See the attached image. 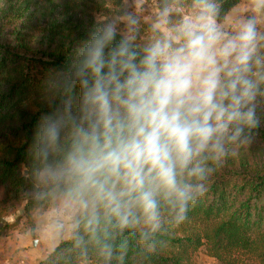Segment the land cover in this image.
Here are the masks:
<instances>
[{
    "label": "clouds",
    "instance_id": "1",
    "mask_svg": "<svg viewBox=\"0 0 264 264\" xmlns=\"http://www.w3.org/2000/svg\"><path fill=\"white\" fill-rule=\"evenodd\" d=\"M177 2L165 0L142 44L127 11L97 23L44 81L51 111L30 148L34 196L71 214L77 246L82 228L107 258L115 234L138 230L154 247L181 226L217 167L261 126L264 33L255 17L226 30L218 0H190L173 24ZM252 6L264 10V0Z\"/></svg>",
    "mask_w": 264,
    "mask_h": 264
},
{
    "label": "trees",
    "instance_id": "2",
    "mask_svg": "<svg viewBox=\"0 0 264 264\" xmlns=\"http://www.w3.org/2000/svg\"><path fill=\"white\" fill-rule=\"evenodd\" d=\"M144 1H154L158 11L165 3ZM240 1L218 0V22ZM189 5L190 0H178L173 24ZM120 12L122 0H0V236L14 229L21 216L33 233L37 212L55 203L51 197L34 196L30 152L41 116L51 111L43 95L47 75L65 67L97 23ZM137 19V43L142 44L152 36L151 23ZM258 30L264 33V24ZM260 50L264 52V47ZM75 94L79 95L78 86ZM258 114L261 126L253 142L217 167L204 196L190 207L188 219L166 229L154 247L142 243L139 231L130 229L115 234L114 251L107 258L97 244L88 242L82 228L79 234L85 243L77 246L71 227L69 236L36 264H198V251L220 264H264V105ZM20 210L14 221L6 220Z\"/></svg>",
    "mask_w": 264,
    "mask_h": 264
},
{
    "label": "rangeland",
    "instance_id": "3",
    "mask_svg": "<svg viewBox=\"0 0 264 264\" xmlns=\"http://www.w3.org/2000/svg\"><path fill=\"white\" fill-rule=\"evenodd\" d=\"M122 6L123 12L127 11L143 19L145 22L151 24L154 22L158 12L154 1L146 2L144 0H122ZM233 8L235 9L228 17V21L226 23L223 22V26L226 30H231L234 26L235 20L238 18L255 17V19L257 20L258 29L261 28V26L264 24V10L255 11L252 6V0H241ZM187 12L188 11H186L185 14ZM96 16L100 20H103L105 18L100 15ZM1 193L3 194V191H1ZM56 208L57 203L55 202L54 205L50 208L41 212H37L36 218L33 220V233H30L29 225L27 224L26 219L20 215L21 217L15 223L16 226L14 228V231L11 232L9 236L10 238L5 239L4 242H2V244L0 245V259L7 257L9 261L10 253L12 252V245H14V247H17V250L15 251H17V254L20 255L19 258L15 262H13V264H33L38 256L36 257L33 254L25 253L26 249L32 247H35V249L41 248V250H43L41 252L46 253L61 239L67 238L72 227L71 214L64 213L63 215H61L56 211ZM20 213L21 210L7 217L6 220L12 222ZM34 239L35 244L33 245L32 240ZM24 244H26V246H23ZM20 249L21 253H19ZM195 257L198 264H220L215 258L206 255L202 251L196 252Z\"/></svg>",
    "mask_w": 264,
    "mask_h": 264
},
{
    "label": "crops",
    "instance_id": "4",
    "mask_svg": "<svg viewBox=\"0 0 264 264\" xmlns=\"http://www.w3.org/2000/svg\"><path fill=\"white\" fill-rule=\"evenodd\" d=\"M235 8H232V9H230V11L227 13V15H226V17H225V20L223 21L224 23H226L227 21H228V17L230 16V14H231V12L234 10ZM223 22H222V24H223ZM1 189H0V196H1ZM14 231V229H12L7 235H5V236H2V237H0V245L2 244V242H4V240L5 239H7V238H10L9 236H10V234H11V232H13ZM31 233V232H30ZM26 237V236H25ZM27 238V237H26ZM12 243V242H11ZM32 244H33V240H32ZM57 244V243H56ZM55 244V245H56ZM12 245V244H11ZM19 245V244H18ZM34 245V244H33ZM54 245V246H55ZM23 246H26V244H24ZM53 246V247H54ZM52 247V248H53ZM51 248V249H52ZM50 249V250H51ZM15 250H17V247L15 246L14 247V245H12V252L10 253V259H9V261H8V259H7V257L5 258H3V259H0V264H7V262H8V264H10V263H12L13 264V262H15L18 258H19V255L20 254H17V251H15ZM49 250V251H50ZM41 251H43V250H41V248H38V249H35V247H32V248H29V249H26L25 250V253H29V254H33L34 256H38L37 258H36V261H34V263L33 264H36L37 263V261L39 260V259H41V258H43L48 252H46V253H42ZM19 253H21V249H20V251H19ZM1 261H2V263H1ZM14 264H19V263H14ZM81 264V263H80Z\"/></svg>",
    "mask_w": 264,
    "mask_h": 264
},
{
    "label": "water",
    "instance_id": "5",
    "mask_svg": "<svg viewBox=\"0 0 264 264\" xmlns=\"http://www.w3.org/2000/svg\"><path fill=\"white\" fill-rule=\"evenodd\" d=\"M33 244H35V239L33 240Z\"/></svg>",
    "mask_w": 264,
    "mask_h": 264
}]
</instances>
